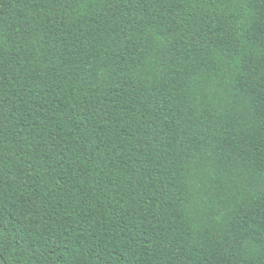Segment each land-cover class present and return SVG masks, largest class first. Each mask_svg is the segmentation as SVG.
<instances>
[{
	"label": "trees",
	"instance_id": "1",
	"mask_svg": "<svg viewBox=\"0 0 264 264\" xmlns=\"http://www.w3.org/2000/svg\"><path fill=\"white\" fill-rule=\"evenodd\" d=\"M0 264H264V0H0Z\"/></svg>",
	"mask_w": 264,
	"mask_h": 264
}]
</instances>
